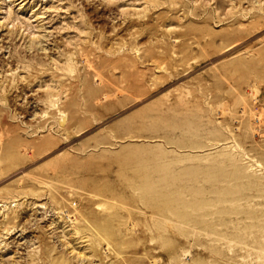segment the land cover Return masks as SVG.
<instances>
[{
  "label": "rangeland",
  "instance_id": "1",
  "mask_svg": "<svg viewBox=\"0 0 264 264\" xmlns=\"http://www.w3.org/2000/svg\"><path fill=\"white\" fill-rule=\"evenodd\" d=\"M0 264H264V0H0Z\"/></svg>",
  "mask_w": 264,
  "mask_h": 264
}]
</instances>
